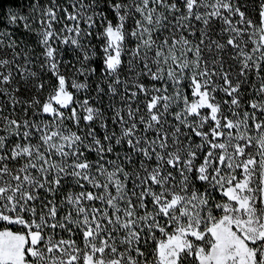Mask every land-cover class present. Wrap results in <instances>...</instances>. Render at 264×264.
Here are the masks:
<instances>
[{"label": "snow or ice", "instance_id": "obj_1", "mask_svg": "<svg viewBox=\"0 0 264 264\" xmlns=\"http://www.w3.org/2000/svg\"><path fill=\"white\" fill-rule=\"evenodd\" d=\"M0 264H264V0H0Z\"/></svg>", "mask_w": 264, "mask_h": 264}, {"label": "trees", "instance_id": "obj_2", "mask_svg": "<svg viewBox=\"0 0 264 264\" xmlns=\"http://www.w3.org/2000/svg\"><path fill=\"white\" fill-rule=\"evenodd\" d=\"M5 2H8V0H5Z\"/></svg>", "mask_w": 264, "mask_h": 264}]
</instances>
